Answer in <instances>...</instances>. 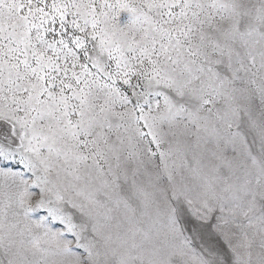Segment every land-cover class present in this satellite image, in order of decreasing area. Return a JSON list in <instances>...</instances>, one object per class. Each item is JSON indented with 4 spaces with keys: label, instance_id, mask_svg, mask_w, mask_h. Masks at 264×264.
Returning a JSON list of instances; mask_svg holds the SVG:
<instances>
[{
    "label": "snow or ice",
    "instance_id": "6c2138e0",
    "mask_svg": "<svg viewBox=\"0 0 264 264\" xmlns=\"http://www.w3.org/2000/svg\"><path fill=\"white\" fill-rule=\"evenodd\" d=\"M0 264H264V0H0Z\"/></svg>",
    "mask_w": 264,
    "mask_h": 264
}]
</instances>
